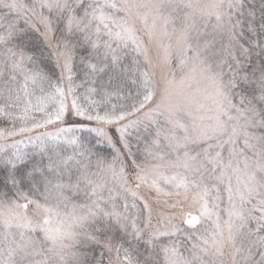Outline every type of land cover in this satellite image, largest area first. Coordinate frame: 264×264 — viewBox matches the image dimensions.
Returning a JSON list of instances; mask_svg holds the SVG:
<instances>
[{
    "label": "snow or ice",
    "instance_id": "obj_1",
    "mask_svg": "<svg viewBox=\"0 0 264 264\" xmlns=\"http://www.w3.org/2000/svg\"><path fill=\"white\" fill-rule=\"evenodd\" d=\"M245 8L0 0V141L65 125L27 138L39 161L0 143V264H264V0Z\"/></svg>",
    "mask_w": 264,
    "mask_h": 264
},
{
    "label": "trees",
    "instance_id": "obj_2",
    "mask_svg": "<svg viewBox=\"0 0 264 264\" xmlns=\"http://www.w3.org/2000/svg\"><path fill=\"white\" fill-rule=\"evenodd\" d=\"M251 4H254L256 9L258 10L259 9V6H260V3L257 4L255 0H248L246 2V7H248L249 5ZM23 22H21V27H23ZM29 35L31 36L32 40L34 43H36L40 48H43L44 52H45V55L47 56V53H48V49L44 47V44H43V40L41 37H39V34L38 33H35V32H29ZM248 39V33L247 31L245 30L244 31V38L241 39L242 42L244 43V40ZM247 46V45H245ZM84 53L83 52H78L77 53V61L76 63L79 64V56L80 55H83ZM127 62V61H126ZM45 66L49 69H51L53 67V61L51 59V57H48L46 60H45ZM84 78V74H83V71L80 70V69H77L76 71V77H75V80H76V83H80L81 80ZM86 87H80L77 89V95L78 96H82L86 93ZM90 99H99V96H91ZM80 103H84V100L81 99L79 101ZM114 103L117 102V101H113ZM120 102H123V101H120ZM4 120L3 117H0V121ZM11 125L8 124V123H0V127H10ZM18 126V124H17ZM140 134L141 135H144L145 133L143 131H140ZM73 134L71 133L69 135V138L72 136ZM74 135L76 137H84V138H91L94 134L93 133H90L87 129H81V130H78L74 133ZM136 136V134L133 136V138ZM61 144V147L62 149H66V151L64 152L65 155H69L71 154L72 152V146L71 145H67L65 144L63 141L60 142ZM132 144H133V152H136L137 153V156H138V160L141 159L143 160L145 158V154H144V142L142 141L139 145H137V143L133 141L132 139ZM101 148L104 150V152L107 154L108 152H110V150L107 148L106 145H102ZM139 148V151L137 152V149ZM23 150L29 152L30 154H34L35 155V160L36 161H39L40 160V156L38 154H35L34 153V147L33 145H30V146H26V145H23ZM45 163H47V161L45 160L44 161ZM0 169H2V166H0ZM6 172V169H3V170H0V179H2V177L4 176Z\"/></svg>",
    "mask_w": 264,
    "mask_h": 264
},
{
    "label": "rangeland",
    "instance_id": "obj_3",
    "mask_svg": "<svg viewBox=\"0 0 264 264\" xmlns=\"http://www.w3.org/2000/svg\"><path fill=\"white\" fill-rule=\"evenodd\" d=\"M247 1H248V0H246V2H247ZM255 1H256L257 4L260 3V0H255ZM25 2H30V0H25ZM245 11H247V7L245 8ZM41 31H43V28H41ZM238 31H239V30H238ZM240 42L243 43L242 40H241ZM173 67H175V64H173ZM68 103H69V108H70V106H71V98H69ZM70 120H71V121H80V120H83V118H75V117H73V118H70ZM83 122H84V123H88L87 121H83ZM61 126H65V125H55V126H48L47 128H40V129H38V130H34V131H32V132H28V133H23V134L16 135L15 137L9 138L7 141H0V143H7V144L11 145L13 141H20V140H23L24 142L21 143V144L19 145L20 148H21L23 145L30 146L31 144H29V143H28V140H27V138H28L29 136H33V137H34V136L37 135L39 132H45V131H47V132H54L56 127H61ZM94 126H95L94 124H90L89 127H94ZM140 131H143V132H144V130H143L142 127H141ZM154 132H155V129L152 130L153 135H154ZM70 134H71V133H69L68 136H69ZM135 134H137V133H136V132H133V136H134ZM143 136H146V139L149 140V141L152 139V136L147 135L146 133H145ZM133 141H134V143L136 142L135 137L133 138ZM21 145H22V146H21ZM21 149H22V148H21ZM113 154H114V153H113ZM144 160H145V158H144L143 160L139 159V161H137V162L140 163V162H143ZM128 163H129V165L131 164L130 159H129ZM130 202H131V201H130Z\"/></svg>",
    "mask_w": 264,
    "mask_h": 264
}]
</instances>
